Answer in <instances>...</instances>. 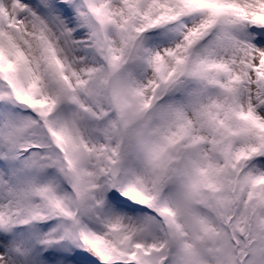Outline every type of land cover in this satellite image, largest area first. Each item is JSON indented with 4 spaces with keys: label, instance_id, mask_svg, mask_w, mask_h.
Segmentation results:
<instances>
[{
    "label": "rangeland",
    "instance_id": "obj_1",
    "mask_svg": "<svg viewBox=\"0 0 264 264\" xmlns=\"http://www.w3.org/2000/svg\"><path fill=\"white\" fill-rule=\"evenodd\" d=\"M0 264H264V0H0Z\"/></svg>",
    "mask_w": 264,
    "mask_h": 264
}]
</instances>
